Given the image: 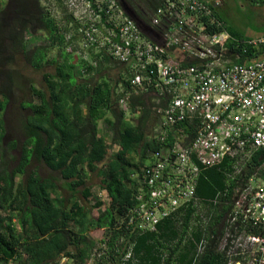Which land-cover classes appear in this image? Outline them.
I'll return each instance as SVG.
<instances>
[{
  "label": "trees",
  "instance_id": "16d2710c",
  "mask_svg": "<svg viewBox=\"0 0 264 264\" xmlns=\"http://www.w3.org/2000/svg\"><path fill=\"white\" fill-rule=\"evenodd\" d=\"M124 1L143 20L159 2ZM64 2L57 0L61 9ZM62 11L65 30L40 0L0 3V209L4 212H0V264H61V258H67V264H87L94 254H98L97 264H223L211 235L217 234L227 209L225 194L231 193L235 179L248 176L264 161V150H256L233 178L227 158L202 169L195 185L201 206L192 200L160 219L152 230L129 225L127 211L136 203L132 175L157 145L147 135L150 109L145 97L133 91L125 99L126 105H120L126 90L119 86L120 81L126 84L119 74L123 66L102 49H89L88 59L78 53L79 61H71L66 49L77 43L76 34L70 40L65 35L79 23L72 11ZM216 14L219 16L217 10ZM100 16V21L106 20L104 10ZM228 30L241 35L229 25ZM52 47L59 52L49 58ZM258 55L249 50L237 60L244 62ZM23 61L33 65L50 61L55 68L42 73V85L30 82V97L19 104L22 141L12 137L4 143L10 135L4 111L13 101ZM110 65L111 77L105 73L97 76ZM114 146L118 148L105 157ZM14 148L19 153L10 168L5 156ZM131 152L135 155H129ZM33 159L57 176H42L36 168L28 170ZM90 172L100 177L107 195L102 209L101 199L87 204L92 195L86 184ZM60 183L68 196L61 193ZM93 228H102L103 235L92 236ZM202 236L210 242L195 257L196 241Z\"/></svg>",
  "mask_w": 264,
  "mask_h": 264
},
{
  "label": "built area",
  "instance_id": "2783aa9c",
  "mask_svg": "<svg viewBox=\"0 0 264 264\" xmlns=\"http://www.w3.org/2000/svg\"><path fill=\"white\" fill-rule=\"evenodd\" d=\"M65 3L79 23L73 27L78 53L88 59L89 49H102L113 56L126 82L119 83L126 87L120 105L133 91L150 109L147 135L157 145L132 175L136 203L127 211L129 225L152 230L192 200L201 206L195 185L202 169L227 158L233 178L264 150V30L230 33L216 14L221 0H159L147 20L128 15L120 0ZM249 50L258 57L237 60ZM226 194L227 209L211 235L215 250L223 264H264V161ZM209 242L205 236L196 241L195 257Z\"/></svg>",
  "mask_w": 264,
  "mask_h": 264
},
{
  "label": "rangeland",
  "instance_id": "374dc122",
  "mask_svg": "<svg viewBox=\"0 0 264 264\" xmlns=\"http://www.w3.org/2000/svg\"><path fill=\"white\" fill-rule=\"evenodd\" d=\"M40 1L43 5L47 6L50 9L51 13L54 15L61 29H64L65 21L62 18L63 16L62 10L66 9V11L69 12L71 11V9H69V7H65L66 5L64 6L63 3L61 4L64 7L62 6V9H61V6L58 5L57 0H40ZM3 2L4 0H0L1 4H3ZM241 2L242 0L241 1L240 0H228L227 5H226V9L228 11L227 12L225 10L223 11L224 13L223 17L228 21L231 27H235V25L239 27L240 25H246V26H249V28L252 30L258 29L259 27L256 25L255 20L261 17L260 11L254 6V3H250V4L248 3L242 6L240 5ZM32 30L35 33L37 32L39 33V31L36 28H33ZM68 32L73 33L74 29L70 27L66 31V33ZM237 34H241V33H237ZM79 50L80 48H78V45L75 42L71 48L66 49V51H68L69 53L71 61H79V59L77 58L78 57L77 54ZM58 52H59L58 47H52L49 50V58L50 57L52 58L53 56H57ZM58 59L61 61L60 57H58ZM111 66L112 65L106 66L105 68H103L104 70H102V72L99 73V75L97 76H100V74L103 75L105 73V76L107 75L111 77L112 71L108 69ZM54 68H55V63L50 62V61L41 62L39 65L29 64L28 62H25V61L21 63L20 68L18 70L19 73L16 78V83H15L16 86L14 87L15 92L13 96V101L8 104L7 109L4 111V118H7L5 119L6 122L4 124H5L7 131L10 133V135L6 136V138L4 139L5 141L4 143L9 142L12 137H15L17 140H20V142L22 141L23 135L18 126V121L20 118L19 116H21V114H19L20 113L19 104L22 100H26L30 97V91L28 88L29 83L32 82L37 85H42L43 84L42 73L43 72H53ZM117 148H118L117 146H114L113 148L108 149L105 157H107L110 154L112 149H117ZM18 153H19L18 148L8 149V152H6L5 157L8 161L7 163L10 168L13 167V165L15 164L16 162L15 158L17 159ZM129 155L134 156L135 154L131 152ZM32 168H36L37 171L42 176H48V175H52L54 177L57 176V172L51 171L44 163L39 162L35 159H33L30 162L28 166V170ZM86 184L91 187V191H92V195L87 200V204L93 203L95 199L98 198V199H101L104 203L102 206H100V209H102L107 204V195H106V192L101 188L100 177L97 176L95 172H90V174L88 175ZM60 190L62 194L68 196L69 194L68 190L63 185H61V183H60ZM0 212L4 213L3 210L1 209H0ZM103 232L104 230L102 228H93L90 230L89 233L95 238H100L103 235ZM94 255L92 258L88 260L87 264H97V262L95 261H97L96 259L98 257V254H96L95 257ZM60 263L67 264V258H61Z\"/></svg>",
  "mask_w": 264,
  "mask_h": 264
},
{
  "label": "crops",
  "instance_id": "0c3cea01",
  "mask_svg": "<svg viewBox=\"0 0 264 264\" xmlns=\"http://www.w3.org/2000/svg\"><path fill=\"white\" fill-rule=\"evenodd\" d=\"M241 1V0H240ZM228 0H221V5L217 8V12L220 15H222L223 17V11L225 10L226 12L228 11L226 9V5H227ZM250 4V3H254V6L260 11L261 17L257 18L256 21V25L259 27L256 30H252L249 28V26L246 25H240L237 26L235 25V27H232L236 32L244 34V35H253L256 34L258 32H261L264 30V1L262 2H253L250 0H242L241 4L242 6H244L245 4ZM224 18V17H223ZM225 19V18H224ZM225 21L227 22V24L230 26V24L228 23V21L225 19ZM244 32V33H242Z\"/></svg>",
  "mask_w": 264,
  "mask_h": 264
},
{
  "label": "water",
  "instance_id": "95a60500",
  "mask_svg": "<svg viewBox=\"0 0 264 264\" xmlns=\"http://www.w3.org/2000/svg\"><path fill=\"white\" fill-rule=\"evenodd\" d=\"M120 4L123 8V10L128 14L130 15L131 17L133 18H136L135 15H134V12L128 7V5L126 4V2L124 0H120Z\"/></svg>",
  "mask_w": 264,
  "mask_h": 264
}]
</instances>
